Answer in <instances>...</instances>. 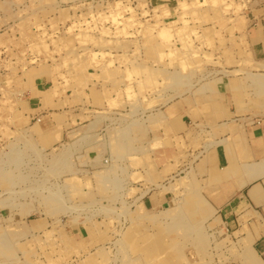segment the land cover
<instances>
[{"label": "rangeland", "instance_id": "rangeland-1", "mask_svg": "<svg viewBox=\"0 0 264 264\" xmlns=\"http://www.w3.org/2000/svg\"><path fill=\"white\" fill-rule=\"evenodd\" d=\"M262 59L264 0H0V264L263 260L189 180L171 209L144 205L174 181L162 108Z\"/></svg>", "mask_w": 264, "mask_h": 264}, {"label": "crops", "instance_id": "crops-1", "mask_svg": "<svg viewBox=\"0 0 264 264\" xmlns=\"http://www.w3.org/2000/svg\"><path fill=\"white\" fill-rule=\"evenodd\" d=\"M256 66L261 69L239 75L238 86L226 81L214 100L162 108L169 139L160 131L153 155L174 181L148 192L144 205L160 210L178 204V185L189 180L193 194L228 229H247L264 260V64Z\"/></svg>", "mask_w": 264, "mask_h": 264}, {"label": "bare ground", "instance_id": "bare-ground-1", "mask_svg": "<svg viewBox=\"0 0 264 264\" xmlns=\"http://www.w3.org/2000/svg\"><path fill=\"white\" fill-rule=\"evenodd\" d=\"M45 100V99H44ZM171 209V208H170ZM175 209V208H174ZM172 210H173V208H172ZM168 211L169 210H167V214L166 215H168L169 213H168ZM172 212V211H171ZM166 215H164V216H166ZM171 215V214H170ZM170 215H169V217H170ZM173 216V215H172ZM175 218V217H174ZM178 218H176L175 220H177ZM179 220V219H178ZM188 222V221H187ZM189 234V233H188ZM250 241L252 242H254V238L253 237H250ZM175 242V241H174ZM256 252V251H255ZM255 252H253L252 250H250V248L249 249H247L246 250V253H245V258L251 263V264H264V261L261 259H259L257 256H256V253Z\"/></svg>", "mask_w": 264, "mask_h": 264}]
</instances>
